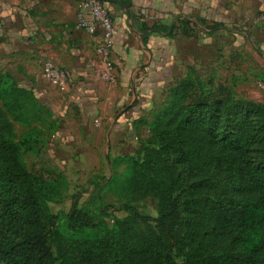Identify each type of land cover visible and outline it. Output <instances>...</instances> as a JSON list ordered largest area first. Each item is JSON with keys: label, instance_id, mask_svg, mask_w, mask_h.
Listing matches in <instances>:
<instances>
[{"label": "trees", "instance_id": "1", "mask_svg": "<svg viewBox=\"0 0 264 264\" xmlns=\"http://www.w3.org/2000/svg\"><path fill=\"white\" fill-rule=\"evenodd\" d=\"M179 28L193 37L191 21ZM151 31L166 33L161 26ZM188 75L148 124L140 153L114 162L125 166L129 182L119 199L151 198L157 217L125 202L127 217L109 226L110 206L98 204L113 178L94 187L99 208L74 201L67 212H51L68 193L66 179L34 175L23 160L38 154L45 109L0 72V264H179L176 257L181 264H264V159L253 158L264 148V105L241 104L222 85L197 95ZM15 124L24 128L17 140Z\"/></svg>", "mask_w": 264, "mask_h": 264}, {"label": "crops", "instance_id": "2", "mask_svg": "<svg viewBox=\"0 0 264 264\" xmlns=\"http://www.w3.org/2000/svg\"><path fill=\"white\" fill-rule=\"evenodd\" d=\"M89 1L0 0V72L50 112L55 120L53 148L65 152L75 142L78 152L63 162L75 166L77 176L105 164L112 177L115 169L109 155L138 142V129L150 123L155 102L163 95L167 101L176 82L186 77L175 76L177 63L186 59L177 46L194 38L198 44L207 39L210 43L227 31L229 20L237 23L244 14L237 17L234 11L240 9L233 5L224 12L219 0L108 1L105 8L114 36L104 62L97 52L100 31L88 35L76 29L78 14L86 19L90 15ZM184 20L193 23L191 38L180 31ZM198 20L225 29L207 30ZM155 26L166 33H153ZM188 59L192 62L188 69L194 68L196 60ZM46 62L70 72L72 84L67 89L48 80Z\"/></svg>", "mask_w": 264, "mask_h": 264}, {"label": "rangeland", "instance_id": "3", "mask_svg": "<svg viewBox=\"0 0 264 264\" xmlns=\"http://www.w3.org/2000/svg\"><path fill=\"white\" fill-rule=\"evenodd\" d=\"M219 4L218 7L220 6L219 8L224 12L229 11V7L232 5L236 9L238 7L240 10L234 12L237 17L244 14L241 21L231 23L229 20L226 23L227 31L218 33L215 38L210 39V43L207 39L205 44H198L194 38L177 46L184 51L186 59L177 63L175 76L181 78V76L188 75L190 71L187 66L192 64L188 58L191 56L196 62L193 65V72L189 73L188 77L189 82L194 85L197 95L200 93L206 95L208 92H213L217 85H222L231 96L240 100L241 104L245 102L264 105V17L260 19L261 16H264V0H219ZM223 18L227 20V15ZM198 37L200 36L198 35ZM178 83L179 81L174 87ZM165 102L164 95L162 99L155 102L156 107L149 114L150 123L163 108ZM241 107L242 105L239 106V111L244 112ZM54 124L55 120L50 112L45 110L38 125L42 131V142L38 146V154L26 153L23 156L24 164L32 174L50 172L55 176L62 175L68 180V193L61 200L49 205L53 214L67 212L74 201L78 203L79 207H89L93 210L110 206L106 207L108 211L106 222L111 226L113 219L127 217V214L120 210V206L125 202H130L141 214L153 219L157 217L156 204L151 198L133 197V201L119 199V196L125 194L124 190L128 187L129 182L124 179L125 166L114 163L122 158L136 157L140 153L142 142L151 135L148 125L139 127L138 142L133 141L135 144H128L127 149L114 151L109 155V160H113L115 169V174L110 177L111 173L105 164L99 165L90 173L84 172L77 176L75 166L70 165L69 162H63V158L69 161L71 155L78 152L75 142L74 146L72 145L65 152H59L58 149L50 145L53 140L52 127ZM13 129L17 140L23 134L24 128L15 124ZM263 153L264 148L256 150L253 154L256 162L263 161ZM103 176L113 178V185L109 191L106 188L101 189L102 204H98V207L92 199L93 191L96 184H102ZM179 185L180 187L184 186V178L180 177ZM180 193L181 191L177 196ZM150 225L153 226V223ZM176 258L177 262L181 264L182 259Z\"/></svg>", "mask_w": 264, "mask_h": 264}, {"label": "built area", "instance_id": "4", "mask_svg": "<svg viewBox=\"0 0 264 264\" xmlns=\"http://www.w3.org/2000/svg\"><path fill=\"white\" fill-rule=\"evenodd\" d=\"M111 0H90L88 8L90 15L86 19L82 13H79L76 21V29L88 35H94L98 30L101 34V41L98 44V54L106 62L112 49V40L114 36V26L108 15L105 4ZM261 16L260 19H263ZM44 73L48 80L59 89H67L72 84L70 72L56 67L51 62L44 64Z\"/></svg>", "mask_w": 264, "mask_h": 264}]
</instances>
